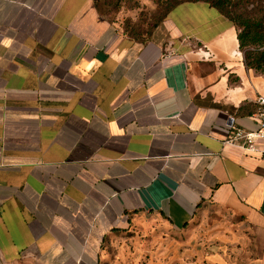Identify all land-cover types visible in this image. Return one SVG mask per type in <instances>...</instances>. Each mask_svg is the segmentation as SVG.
I'll return each mask as SVG.
<instances>
[{
  "label": "crops",
  "instance_id": "1",
  "mask_svg": "<svg viewBox=\"0 0 264 264\" xmlns=\"http://www.w3.org/2000/svg\"><path fill=\"white\" fill-rule=\"evenodd\" d=\"M261 93L203 1L137 42L93 0H0V264H110L105 245L146 214L166 250L135 264H228L185 229L210 203L236 218L225 241L245 264H264V143L227 142L230 118L258 128Z\"/></svg>",
  "mask_w": 264,
  "mask_h": 264
},
{
  "label": "rangeland",
  "instance_id": "2",
  "mask_svg": "<svg viewBox=\"0 0 264 264\" xmlns=\"http://www.w3.org/2000/svg\"><path fill=\"white\" fill-rule=\"evenodd\" d=\"M97 1L99 10L107 20L114 23L124 35L139 42L159 35V26L167 17L170 4L176 0ZM245 6L251 8L250 4ZM256 73L264 76V72ZM236 222L231 211L210 203L199 209L191 225L185 229H195L194 233L200 236L205 245H215L216 249L222 252L227 250V255L230 257L228 264H245L247 253L243 252L242 248L245 246L237 241L239 239H234L232 244L225 241L231 235L233 237L238 235L239 227ZM158 224L150 214L131 221L129 230L127 229L125 234H120L118 246L112 243L105 245L110 264L145 262L153 252V261L158 262L160 259L158 256L163 252V248L166 250L165 245H161L162 241H160L164 227H158ZM170 236L186 238L183 233L170 234Z\"/></svg>",
  "mask_w": 264,
  "mask_h": 264
},
{
  "label": "trees",
  "instance_id": "3",
  "mask_svg": "<svg viewBox=\"0 0 264 264\" xmlns=\"http://www.w3.org/2000/svg\"><path fill=\"white\" fill-rule=\"evenodd\" d=\"M195 1L214 7L236 27L245 67L264 72V0H176L170 4L168 13L179 3ZM93 3L99 15L105 18L99 10L98 1L93 0ZM245 4H250L251 8Z\"/></svg>",
  "mask_w": 264,
  "mask_h": 264
},
{
  "label": "built area",
  "instance_id": "4",
  "mask_svg": "<svg viewBox=\"0 0 264 264\" xmlns=\"http://www.w3.org/2000/svg\"><path fill=\"white\" fill-rule=\"evenodd\" d=\"M257 110L255 113L258 128L253 131H243L237 129L233 125V119L230 118L228 126L231 128V133L227 138V142L247 148L248 150H257L256 141L264 143V93L258 94L256 98Z\"/></svg>",
  "mask_w": 264,
  "mask_h": 264
}]
</instances>
